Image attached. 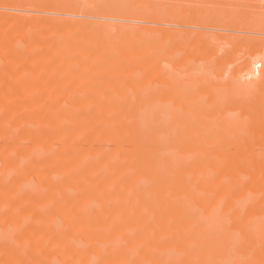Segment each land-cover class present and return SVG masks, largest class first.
Listing matches in <instances>:
<instances>
[{"label": "rangeland", "instance_id": "374dc122", "mask_svg": "<svg viewBox=\"0 0 264 264\" xmlns=\"http://www.w3.org/2000/svg\"><path fill=\"white\" fill-rule=\"evenodd\" d=\"M93 1L98 2L97 7L95 3L91 6ZM102 1L0 0V264H87L93 246L82 243V237L94 233L89 223L95 221L86 210L96 207L101 196L104 202L97 210L101 221L97 233L111 232L117 241L107 242L112 247L99 241L103 250L96 254L97 260L107 256L106 264H120L119 255L130 252L129 264H166L154 261L153 255L167 250L176 256L172 255L173 264L189 257L183 238L171 241L168 229L162 233L151 226L143 229V217L132 222L139 206L133 200L135 182L151 185L148 175L160 166L151 147L136 154V159L131 126L121 125L128 113L158 114L160 108L159 114L168 113L172 121L203 114L211 128L222 131L217 137L207 133L206 138H199L200 144L188 155L180 147L194 138L197 128H182L169 137L171 150L187 165L165 176L163 184L182 178L193 194L173 197L174 203L183 207L177 210L176 235L190 229L191 210L202 212L206 207L207 213L215 206L229 219L239 204L250 209L264 207V31H257L264 28V0ZM172 4L177 9L173 10ZM120 10H125L124 14ZM156 18L162 22L158 28ZM109 23L110 31L105 32ZM131 27L137 30L124 36ZM159 34L164 37L159 39ZM165 53L169 55L166 58ZM256 59L259 62L255 63ZM106 62L112 67L107 69ZM253 63L256 67L251 72L245 64ZM10 81L17 86L8 88ZM156 103L169 112L161 113L163 109ZM202 158L204 163L198 164ZM216 159L219 163L214 166ZM230 160L232 172L227 167ZM61 163L66 168L59 169ZM132 172L136 173L127 183ZM225 184L227 188L222 187ZM77 197L79 210L74 208ZM131 202L135 210L127 208ZM113 222L118 224L115 230ZM165 223L167 227L171 224ZM128 226L131 233L126 236L123 229ZM260 231L264 233V229ZM69 232L74 236L69 237ZM55 235L58 240L53 244ZM73 244L84 253L74 256ZM7 247L10 257L4 254Z\"/></svg>", "mask_w": 264, "mask_h": 264}, {"label": "bare ground", "instance_id": "6f19581e", "mask_svg": "<svg viewBox=\"0 0 264 264\" xmlns=\"http://www.w3.org/2000/svg\"><path fill=\"white\" fill-rule=\"evenodd\" d=\"M90 1V0H89ZM98 1V0H97ZM101 1V0H100ZM124 3L126 2V4H128L127 2L129 1H126V0H122ZM122 1H120V2H122ZM131 1V0H130ZM129 1V2H130ZM142 1V0H141ZM179 1V0H178ZM246 1V0H245ZM103 3H104V0L102 1ZM118 2H119V0H118ZM116 3L117 4V7H119L120 8V3ZM143 2V1H142ZM147 2H149V1H147ZM241 2V1H240ZM89 3V2H88ZM87 3V4H88ZM93 3H95L96 4V6L95 7H97L98 6V2L96 3V1L94 2H91V6H94V5H92ZM107 3V2H106ZM111 3H112V1H111ZM135 2H133L132 4H134ZM146 3V2H145ZM246 3V2H245ZM116 4H115V6H116ZM244 4V3H243ZM85 7H86V2H85ZM113 5V4H112ZM137 5V4H136ZM135 4H134V7L136 6ZM176 5V4H175ZM175 5L173 6V4H172V8H173V10H174V8H176L177 7V5H176V7H175ZM89 6H90V4H89ZM88 6V7H89ZM102 6V5H101ZM109 6L111 7V5H110V2H109ZM114 5H113V7H115ZM131 8L133 7V6H131V3H130V5H129ZM109 7V8H110ZM134 7L131 9V11L134 9ZM94 8V7H93ZM92 8V9H93ZM122 8V7H121ZM149 8V7H148ZM171 8V9H172ZM90 9V11L92 10L91 8H89ZM123 9V8H122ZM136 9V8H135ZM139 9H141V8H139ZM138 9V10H139ZM177 9V8H176ZM94 10V9H93ZM92 10V11H93ZM111 10V11H110ZM109 11L110 12H112L113 10H114V15H115V9L114 8H111ZM167 10V9H166ZM172 10V12H174ZM96 11H97V9H96ZM120 11H122V13L121 14H124L123 13V11H125V10H120ZM169 11V10H168ZM177 11V10H176ZM175 11V12H176ZM119 12V11H118ZM137 11L135 10V13H136ZM157 12V11H156ZM181 11H179L178 13H180ZM260 12V11H259ZM264 12V11H263ZM103 13V12H102ZM117 13V12H116ZM134 13V12H133ZM185 13V12H184ZM86 14H87V12H86ZM120 14V13H119ZM157 14V13H156ZM176 15H177V12L175 13ZM257 14H259V13H257ZM155 15V14H154ZM160 15V14H159ZM175 15V16H176ZM93 16V15H92ZM98 16H99V14H98ZM112 16V15H111ZM123 16V15H122ZM163 16V15H162ZM174 16V17H175ZM248 16H250V15H248ZM96 17V16H95ZM100 18L102 17V16H99ZM105 17V16H104ZM106 17H108V16H106ZM115 17L116 18H119L117 15H115ZM114 16H113V18L112 19H114L115 18ZM157 17V16H156ZM164 17H166V16H164ZM189 17V16H188ZM187 16H186V18H188ZM252 17V16H251ZM254 17V16H253ZM252 17V18H253ZM153 18V17H152ZM185 18V17H184ZM184 18H182V19H184ZM185 18V19H186ZM255 18H256V16H255ZM258 18V17H257ZM256 18V19H257ZM94 19H96V18H94ZM93 19V20H94ZM166 19V18H165ZM254 19V18H253ZM109 20H111V19H109ZM153 20H154V18H153ZM167 20V19H166ZM165 20V21H166ZM87 21V20H86ZM105 21V20H104ZM107 21V20H106ZM158 21V23H157V28L159 27L158 26V24H160V23H162L161 22V20H160V22H159V20H157V18H156V21H155V23ZM165 21H163V22H165ZM168 21V20H167ZM263 22V24H264V21H262ZM99 23V22H98ZM111 23H112V21H111ZM166 23V22H165ZM100 24V23H99ZM110 24V23H109ZM164 24V23H163ZM162 24V25H163ZM115 25V24H114ZM116 25H118V24H116ZM162 25H160V26H162ZM254 25V24H253ZM97 26H98V24H97ZM109 26V27H108ZM108 26H106L105 28H104V31L105 32H109L110 31V27H111V24L110 25H108ZM166 26V25H165ZM99 27V26H98ZM113 27V26H112ZM263 26H261L260 28H262ZM259 28V29H260ZM113 29V28H112ZM131 29H133V32H132V30ZM135 27L133 28V27H131L130 29H129V31H127L126 33H125V35L124 36H126V34H127V36L129 35V33H134L135 32ZM161 30H162V28H160ZM253 29V28H252ZM257 30V31H261V32H263L264 31V28H263V30L262 29H260V30ZM117 30V29H116ZM126 30H128V28H126ZM126 30H123V31H126ZM131 30V31H130ZM137 30V29H136ZM140 30V29H139ZM255 30V29H254ZM137 32V31H136ZM141 32V31H140ZM162 33H164V32H162ZM161 33V34H162ZM199 33V32H198ZM264 33V32H263ZM262 33V34H263ZM67 34V33H66ZM65 34V35H66ZM70 34V33H69ZM76 34V33H75ZM82 34V33H81ZM97 34H98V32H97ZM144 34V33H143ZM161 34H159V35H161ZM68 35V34H67ZM76 35H79V34H76ZM114 35V34H113ZM139 35V34H138ZM158 35V36H159ZM200 35V34H199ZM71 36V35H70ZM75 36V35H74ZM84 35L82 34V36L81 37H83ZM108 36V35H107ZM141 36V35H140ZM151 36V35H150ZM155 36H157V35H155ZM257 37H258V35H256ZM260 36V35H259ZM264 36V35H263ZM262 36V37H263ZM98 37V36H97ZM97 37H95L94 38V40L96 39L97 40ZM111 37V36H110ZM144 37V36H143ZM162 37H164V34L163 35H161V37H158L159 39L160 38H162ZM254 37H255V35H254ZM69 38V37H68ZM80 38V37H79ZM84 38V37H83ZM126 38H128V37H126ZM150 38V37H149ZM149 38H148V40H149ZM156 38V37H155ZM112 39V38H111ZM147 39V38H146ZM145 39V40H146ZM154 39V38H153ZM77 40V39H76ZM107 40V39H106ZM110 40V39H109ZM145 40H144V42H145ZM150 40H152V39H150ZM149 40V43L151 42ZM258 40H256L255 41V43L257 42ZM60 42V41H59ZM66 42V41H65ZM103 42V41H102ZM147 42V41H146ZM155 42V41H154ZM159 42V41H158ZM252 42H254L253 41V39H252ZM262 42V41H261ZM104 43V42H103ZM156 43V42H155ZM254 43V44H255ZM264 43V42H263ZM64 44V43H63ZM67 44V43H66ZM79 43L77 42V45H78ZM136 44V43H135ZM250 44H251V42H250ZM249 44V45H250ZM254 44H251V45H254ZM261 44V43H260ZM76 44H75V47H78ZM139 45V44H138ZM148 45V44H147ZM259 45V44H258ZM262 45V44H261ZM59 46V45H58ZM75 47L73 48V50H75ZM138 47V46H137ZM255 47V46H254ZM256 47H257V44H256ZM259 47V46H258ZM257 47V48H258ZM140 48V47H139ZM142 48V47H141ZM260 48V47H259ZM58 49V48H57ZM60 49V48H59ZM78 49V48H77ZM76 49V50H77ZM253 49V48H252ZM263 50L262 51H264V47L262 48ZM72 50V51H73ZM86 50H89V48H87ZM85 50V51H86ZM97 50V49H96ZM17 51V50H16ZM91 51H94L93 49L91 50ZM91 51H89V53H91ZM142 51H143V49H142ZM262 51L260 52L261 54H262ZM17 52H21V51H17ZM168 52V51H167ZM88 53V54H89ZM95 53V52H94ZM260 53H255V54H260ZM97 54V53H96ZM96 54H94V55H96ZM261 54H260V56H261ZM86 55V54H85ZM84 55V56H85ZM89 55H91V57L93 56L92 54H89ZM88 55V56H89ZM169 56V55H167L166 53L163 55V57L164 58H166V56ZM262 55H264V54H262ZM257 55H255L254 57H256ZM87 57V56H86ZM208 57H210V56H208ZM215 57V56H214ZM73 58V57H72ZM107 58H108V56H107ZM107 58H106V60H107ZM211 58H213V57H211ZM257 58H258V56H257ZM261 58V57H260ZM263 58V57H262ZM88 59V58H87ZM86 59V60H87ZM104 59V58H103ZM255 59V58H254ZM94 60V59H93ZM112 60V59H111ZM218 60V59H217ZM253 60V59H252ZM251 60V61H252ZM263 60V59H262ZM261 60V61H262ZM104 61V60H103ZM113 61V60H112ZM112 61H109V62H112ZM256 61L257 62H259V60H255V63H256ZM260 61V62H261ZM67 62H69L68 64H70V60H68ZM82 62H83V60H82ZM94 62H95V60H94ZM98 62V61H97ZM109 62L107 63L108 64V66H107V64H106V66H107V69H108V67L110 68V67H112L110 64H109ZM247 62V64L248 63H252V62H248V61H246ZM72 63V62H71ZM102 63V62H101ZM255 63H253V64H255ZM96 64V63H95ZM219 64H220V62H219ZM247 64H245V66H248L249 67V69H250V71L252 70L253 71V69L254 68H252V67H256V64H255V66L253 65V64H250V65H247ZM83 65L85 66V65H87V63H86V61L85 62H83ZM91 65V64H90ZM94 65V64H93ZM92 65V66H93ZM104 65V64H103ZM102 65V66H103ZM258 65V64H257ZM91 66V67H92ZM243 67V68H246V67ZM81 67L82 66H80V69H81ZM101 67V66H100ZM104 67V66H103ZM251 67V68H250ZM260 67H262V66H260ZM259 67V68H260ZM86 68V67H85ZM95 68V67H94ZM219 68V67H218ZM264 68V67H263ZM263 68H261V69H263ZM105 69V68H104ZM106 69V70H107ZM249 69H248V71H249ZM101 70H103V69H101ZM80 71V70H79ZM85 71H86V69H85ZM108 71V70H107ZM251 71V72H252ZM81 72H82V70H81ZM163 72V71H162ZM165 72V71H164ZM250 72V73H251ZM263 72H264V69H263ZM88 73H89V71H88ZM261 73H262V71H261ZM106 74V73H105ZM164 74V73H163ZM79 75V74H78ZM82 75V74H81ZM109 76V75H108ZM78 77H80V75L78 76ZM86 77V76H85ZM84 77V78H85ZM87 77H88V75H87ZM137 77V76H136ZM264 74H263V76H262V79L264 80ZM83 78V77H82ZM81 78V79H82ZM164 78H165V76H164ZM80 79V78H79ZM106 79V78H105ZM104 79V80H105ZM261 79V80H262ZM95 80V79H94ZM99 80V79H98ZM107 80V82L110 80V79H106ZM165 80V79H164ZM262 80V81H263ZM82 81H84V79H82L81 80V82ZM116 81H118L117 79L115 80V82ZM131 81V80H130ZM249 81H251V80H249ZM22 83H23V81H21ZM93 82V81H92ZM112 82V81H111ZM114 82V83H115ZM136 82V81H135ZM183 82V81H182ZM12 83H14V81L12 82ZM16 83V82H15ZM19 83V82H18ZM78 83H79V81H78ZM114 83H112V85H114ZM122 83V82H121ZM126 83V82H125ZM130 83V82H129ZM128 83V84H129ZM184 83V82H183ZM188 83V82H187ZM80 84V83H79ZM110 84V83H109ZM108 84V85H109ZM116 84V83H115ZM131 84V83H130ZM178 84V83H177ZM184 84H186V83H184ZM183 84V85H184ZM196 83H194L193 84V86L195 85ZM9 85L10 86H7L8 88L10 87L11 88V86L13 85V84H11V81H10V83H9ZM33 85V84H32ZM135 85H137V84H135ZM134 85V86H135ZM174 85H175V83H174ZM188 85H189V83H188ZM14 86H17V84H15V85H13V88H14ZM20 86H21V84H20ZM36 86H37V84H36ZM111 86V85H110ZM34 87V86H33ZM113 87V86H112ZM116 87V86H115ZM118 87V86H117ZM116 87V88H117ZM148 88H149V86H147ZM192 87V86H191ZM116 88H114V89H116ZM121 88H123V87H121ZM133 88V87H132ZM146 88V87H145ZM183 88V87H182ZM181 88V89H182ZM185 88V87H184ZM183 88V89H184ZM190 88V87H189ZM193 88V87H192ZM195 88V87H194ZM19 89V88H18ZM113 89V88H112ZM175 89V88H174ZM179 89V88H178ZM187 89V88H186ZM197 89V88H196ZM199 89V88H198ZM7 88L5 89V91L7 92ZM102 90V89H101ZM105 90V89H104ZM104 90H102V91H104ZM153 90H154V88H153ZM185 90V89H184ZM193 91H194V89H192ZM13 92L15 91V90H12ZM107 91V90H106ZM143 91H145V89L143 90ZM143 91H142V93H143ZM149 91V90H148ZM169 91H170V89H169ZM172 91V90H171ZM170 91V92H171ZM122 92H123V90H122ZM146 92V91H145ZM186 92H189V91H186ZM195 92H199V90L197 91V90H195ZM10 93V92H9ZM106 93V92H105ZM126 93H127V91H126ZM125 93V94H126ZM153 93V92H152ZM151 93V94H152ZM174 93H175V91H174ZM176 93H178V90H176ZM184 92H182V93H179L180 95H182ZM129 94V93H128ZM145 94V93H144ZM178 94V95H179ZM105 95V94H104ZM192 95H193V93H192ZM195 95V94H194ZM184 96V95H183ZM131 97H133L132 96V94H131ZM130 97V98H131ZM139 97H140V95H139ZM138 97V98H139ZM186 97V96H185ZM134 98V97H133ZM133 98H131V99H133ZM188 98V97H187ZM186 98V99H187ZM85 99V98H84ZM120 99H122L121 98V96H120ZM182 99L184 100V98H181V101H182ZM123 100V99H122ZM125 100V99H124ZM145 101V100H144ZM143 101V102H144ZM151 101V100H150ZM107 102V101H106ZM185 103H187V102H185ZM122 104V103H121ZM119 105V104H118ZM156 105H162L163 106V104H161V103H159V104H157L156 103ZM181 105H183V106H181V107H183V109H185L184 107V105L185 104H181ZM194 105V104H193ZM155 106V105H154ZM161 106V107H162ZM206 106V105H205ZM204 106V107H205ZM143 107H146V106H143ZM142 107V108H143ZM165 107V106H164ZM164 107H162V109L164 108ZM126 108V107H125ZM153 108V107H152ZM158 108V107H157ZM157 108H155V110L157 109ZM154 109V108H153ZM160 109V108H159ZM159 109L158 110H156L157 111V113L158 114H145V113H136V112H134V113H128V114H126L125 115V118H124V120H123V124H121L122 125V127H130L131 126V130H132V133L134 134L133 136H134V138H135V140L133 139V141H134V147H133V150L135 151H132L133 152V154H139V155H141L144 151H145V149L147 148V147H151L152 148V150H153V152H154V156H153V159H155L156 161H157V163H159V166H160V169L157 171V172H154V173H152V174H150V175H148V179L150 180V182H151V185H146L145 183L144 184H142L141 182H140V184H137L136 182H135V185H136V192H135V194H134V198H133V200L134 201H138L139 202V206H138V208L135 210V205H134V203L133 202H131V204L129 205V206H127V208H130V209H133V210H135V215H134V218H133V223H135L136 222V218H139V217H143V222H142V220H141V218H140V224L143 226L142 228L144 229V227L145 226H151V228L152 229H154V232H156V233H162V232H164V231H167V229H168V231H167V233L171 236V234H172V237H171V241H174V240H176L177 238H179L180 237V241H181V238H183L182 240L183 241H186V244H184L183 243V241L182 242H180V243H183V245H185V247H184V251H186V252H188V256L189 257H187L186 259H184V260H182V261H180L178 264H247V263H249L248 261L250 260V259H252V261L254 262L255 260H256V262H252V263H250V264H264V243H263V241H264V233L263 232H261L260 230H263L264 229V207H262L263 206V204H261L262 206H258V205H256V206H254L252 209H250V208H244L241 204H239L238 206H237V208H236V210H235V215L232 217V218H229V219H227L226 217H224V216H222L221 214H219L218 213V209L215 207V206H213V207H211V208H209L208 209V211H207V213H206V210H207V208L205 207L204 209H206V210H204L203 209V211L202 212H199V211H197V210H191V212H190V215H189V219H190V224H191V226H190V229H188L187 231H185L184 233H178V235H176L175 234V227H176V225L178 224V218H177V210H180L181 208H183L182 206H180V205H177V204H175L174 203V200H173V197H175V196H179V197H182V196H185V197H193V194L190 192V190H189V188L186 186V184H185V182H184V180L182 179V178H177V179H174V181H173V183L171 184V185H164L163 184V179H164V177L165 176H168L169 174H171V173H175V172H177V171H179L181 168H183V167H185L186 165H187V162L184 160V159H180L181 158V156H179V154H177V153H175V152H173L172 150H171V148L172 147H170V143L169 142H171V140H170V138L169 137H174V134H176V133H174V132H180V131H182V128H189V127H195V128H197V131H196V133H195V135L193 136L194 138H192L191 137V140H187L186 142L184 141V146L183 147H180V148H182L183 149V153H185L186 151H188L187 152V155H188V153H190L192 150H193V148L197 145V144H200V143H197V142H200L201 140H199L198 141V139L199 138H203L204 139V137L206 138V134L208 133H210V135H212V134H214L215 133V135H213V136H216L218 133H219V135H220V133L222 132V131H220L219 129H213V128H211L210 126H209V121H208V118H206L207 116H204L203 114H201L200 116L199 115H196L195 116V114H194V116L192 115H190L189 117H180V118H178L180 121H177V119L175 120H173L172 121V116H168L167 114L168 113H165V112H169V111H165V109H163V111H161V113L162 112H164L165 113V116H162L161 114H159L160 113V111H159ZM179 109V108H178ZM177 109V110H178ZM202 109H204L203 107H201V109L200 110H202ZM138 110H139V107H138ZM149 110V109H148ZM148 110L146 111V112H148ZM155 110H152V111H155ZM168 110V109H167ZM199 110V109H198ZM130 111V110H129ZM180 111V110H179ZM149 112H151V110H149ZM33 113H35V112H33ZM155 113V112H154ZM172 113V111H170V114ZM183 113V112H182ZM186 113H188V112H186ZM195 113V112H194ZM36 114V113H35ZM38 114L39 113H37V116H38ZM40 115H41V113H40ZM40 115H39V118H40ZM164 115V114H163ZM189 115V114H188ZM168 118H167V117ZM198 116V117H197ZM32 117H33V115H32ZM35 117H36V115H35ZM34 117V118H35ZM171 118V120H170V118ZM36 119V118H35ZM81 119H82V117H81ZM169 119V120H168ZM177 121V122H176ZM84 124V123H83ZM83 124L81 125V126H83ZM79 125V126H80ZM85 125V124H84ZM79 126L76 128L77 130V132H78V128H79ZM80 126V127H81ZM199 126H202L201 128L199 127ZM205 128V129H204ZM206 131V132H205ZM113 132V131H112ZM115 132H116V130H115ZM172 132V133H171ZM205 133V134H204ZM212 133V134H211ZM171 134V135H170ZM172 134H173V136H172ZM180 135V134H179ZM205 135V136H204ZM222 135V134H221ZM177 136V135H176ZM212 137V136H211ZM217 137V136H216ZM169 138V139H168ZM168 139V140H167ZM208 139V138H207ZM170 140V141H169ZM206 140V139H205ZM232 142V141H231ZM181 144V145H182ZM203 144V143H202ZM177 146H178V144H177ZM185 147V148H184ZM177 148H179V146L177 147ZM190 151V152H189ZM182 154V153H181ZM233 154V153H232ZM135 155H131L132 157L133 156H135ZM233 155H235V153L233 154ZM235 156H237V154L235 155ZM27 157V156H26ZM135 157H137V155L135 156ZM139 157V156H138ZM138 157L136 158V159H138ZM233 157V156H232ZM134 158V157H133ZM237 158V157H236ZM135 159V158H134ZM152 159V160H153ZM179 159L181 160V161H179ZM235 159V158H234ZM233 158H232V160H234ZM66 160V159H65ZM178 160V161H177ZM232 160H230V163H228V166L227 167H229L228 168V171L229 172H232L233 170L232 169H234V166L233 165H231V163H233V162H231ZM204 158H202L199 162H198V164H203L204 163ZM62 162V161H61ZM60 163V162H59ZM218 163L219 162H217V159L215 160V162L213 163V165L215 166L216 164L218 165ZM66 165H67V163H66ZM216 165V166H217ZM58 167H59V169H64V168H66V166H65V163H61V165H58ZM227 167H225V168H227ZM227 170V169H226ZM234 171H235V169H234ZM135 173L136 172H132V173H130L128 176H127V179H128V181H127V183H130L131 182V180L130 179H132L133 178V176L135 175ZM40 177H38V179H39ZM70 178L71 179H69L68 180V182L70 183L71 182V180L73 179V176H70ZM26 180L27 179H29V177H26L25 178ZM148 179H147V181H148ZM226 180V179H225ZM40 181V180H39ZM224 181V180H223ZM144 182V181H143ZM149 183V182H148ZM83 186H85L84 184H82ZM226 185L227 184H225V185H223L222 187H226ZM126 186V185H125ZM228 186V185H227ZM224 187V188H225ZM227 188V187H226ZM65 191V190H64ZM62 194V193H61ZM97 197H99V196H97ZM102 197V196H101ZM97 198L98 199V201H97V206L95 207V206H93V207H91V208H89V207H87V208H89V210H86V211H90V213H91V215H93V218H94V220L93 221H95V222H92V223H94V224H91V223H89V225H92V228H94V229H92V232H94L90 237H88V236H84L83 235V239H82V243H86V245H87V243H89V245L91 246H93L92 247V249H89V251H91V254L89 255V254H87V253H85V254H87V255H89V256H87V259L89 260L88 262H87V264H106L108 261H109V258L106 256V258H104V259H102V260H100V258L97 260V257H96V254L97 255H101L100 253H101V251L103 250H101L100 249V247L97 245V243L99 242V241H104V242H110V243H112L114 240H115V242L117 241V239H115V234L114 235H111V232H110V235H103L102 233L100 234V233H97L98 232V230L100 229L99 228V226H101L100 225V219L98 218V213H97V210H98V206H100L104 201H103V199L102 198ZM78 199L76 200V202H75V206H74V208L76 209V210H79L80 208H81V201H80V197H77ZM57 199V198H56ZM59 200H61V199H59ZM57 203L56 202H53V206L55 207V206H57L56 205ZM89 206V205H88ZM212 206V205H211ZM185 207V206H184ZM86 208V209H87ZM74 210V209H73ZM205 211V212H204ZM81 212V211H80ZM85 213V212H84ZM205 213V214H204ZM89 215V214H88ZM100 215V214H99ZM90 220H92V219H90ZM167 221H170L171 222V224H170V226H164L163 224L165 223V222H167ZM86 224V223H85ZM82 225H83V222H82ZM93 225H94V227H93ZM165 225H166V223H165ZM111 227H112V229L113 230H115L116 228H118V224L117 223H115V222H113L112 224H111ZM141 229V228H140ZM72 230V229H71ZM125 230V233H126V236L128 235H130V231H131V226H128V227H125L124 229H123V231ZM143 231V230H142ZM76 232V231H75ZM146 232V231H145ZM144 233V232H143ZM166 233V234H167ZM237 233H240L239 235H241L242 237H244L243 239L241 238V237H239V235H237ZM261 233L263 234V235H261ZM59 234V233H58ZM57 234V235H58ZM75 234V233H74ZM88 234H89V232H88ZM107 234H109V233H107ZM145 234V233H144ZM57 235H55V239H52V243L53 244H55L54 242H56L57 240H58V238L56 237ZM72 235V234H71ZM70 235V232H69V237L71 236ZM140 235H141V233H140ZM74 235H72V237H73ZM143 236V235H142ZM54 237V236H53ZM59 237V236H58ZM76 237V236H75ZM84 237H86V238H84ZM147 237V236H146ZM60 239V238H59ZM169 240V239H168ZM177 240H179V239H177ZM176 240V241H177ZM63 241V240H62ZM62 241H60V242H62ZM110 243H107L106 245H108V244H110ZM168 243H172V242H166V244L168 245ZM113 244H115V243H113ZM50 245H52V244H50ZM105 245V246H106ZM112 244H110L109 246L110 247H112L111 246ZM73 246H74V244H73ZM72 246V254L74 255V256H78V255H80V254H83L84 253V249H82L81 247H79L78 245L76 246H74L73 247ZM81 246V245H80ZM171 246V244L169 245V247ZM168 247V248H169ZM88 248V247H87ZM148 248V247H147ZM163 248L164 249H166L165 248V245L163 246ZM180 248H182V245L180 244V246H179V249ZM105 249H108L107 247L105 248ZM170 249V248H169ZM82 250H84V251H82ZM87 250V249H86ZM106 251V250H105ZM108 251V250H107ZM166 253H160V255L159 256H157L156 257V255L154 256L153 255V257H155L154 258V261H156V260H158V261H166L167 263L166 264H173V259L176 257L174 254H170V253H172L173 252V250H172V252H170V250L168 251H165ZM170 252V253H169ZM180 252V251H179ZM90 253V252H89ZM103 253V252H102ZM4 254L6 255V256H9L10 257V255L12 254V252L9 250V248L7 247V249H6V251H4ZM126 254V256H121V254L119 255V259H120V264H129V262L131 263V261H132V253H130V252H127V253H125ZM190 254V255H189ZM93 255V256H92ZM172 255H174V258L172 257ZM93 257H95L96 259L95 260H93ZM173 258V259H172ZM147 259H148V261H150L151 259H150V257L149 256H147ZM176 260V259H175ZM257 260H260L259 262H257ZM85 261H86V259H85ZM152 261H153V259H152ZM152 261H151V263H152ZM176 263V262H175ZM174 263V264H175ZM146 264H150V262L149 263H146Z\"/></svg>", "mask_w": 264, "mask_h": 264}]
</instances>
